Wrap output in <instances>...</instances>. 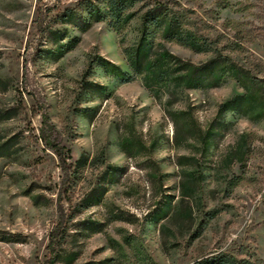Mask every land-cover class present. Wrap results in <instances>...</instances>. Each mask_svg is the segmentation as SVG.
<instances>
[{"label": "rangeland", "instance_id": "1", "mask_svg": "<svg viewBox=\"0 0 264 264\" xmlns=\"http://www.w3.org/2000/svg\"><path fill=\"white\" fill-rule=\"evenodd\" d=\"M169 1L211 51L158 44L196 66L230 58L264 101V0ZM90 3L105 7L0 0V264H264V111L227 109L246 94L233 79L157 93L120 83L101 60L131 73L140 22L118 34L88 20ZM182 110L191 135L168 115Z\"/></svg>", "mask_w": 264, "mask_h": 264}, {"label": "trees", "instance_id": "2", "mask_svg": "<svg viewBox=\"0 0 264 264\" xmlns=\"http://www.w3.org/2000/svg\"><path fill=\"white\" fill-rule=\"evenodd\" d=\"M104 3V8L89 4V21L105 22L118 34L132 21L140 22L136 44L125 50L131 73L123 72L114 66L110 68V63L101 60L106 72L114 75L120 83H131L140 78L147 89L157 93L170 85L189 90L207 89L218 87L227 79H233L246 91V94L227 102V109L242 115L249 114L256 108L264 111V101L255 93L257 84L230 58L220 57L209 64L196 66L174 57L158 44L159 37L168 41H177L197 52L211 51L208 42L202 41L191 31L183 28L181 12L172 6L169 0H104ZM52 34L59 36L57 32ZM168 115L188 135L194 133L195 122L191 112L168 111ZM43 121L46 129L42 130V139L46 147L53 150L60 159L64 158L66 149L61 146L60 139L54 127L48 123L46 115ZM124 149L131 151L130 148ZM60 228L59 225L51 234L49 246L51 263L58 257L55 246L60 235ZM214 262L216 264L230 263L228 258L212 259L209 263Z\"/></svg>", "mask_w": 264, "mask_h": 264}]
</instances>
